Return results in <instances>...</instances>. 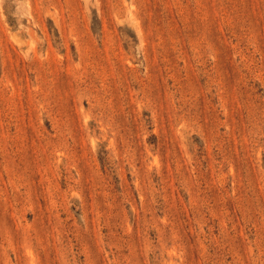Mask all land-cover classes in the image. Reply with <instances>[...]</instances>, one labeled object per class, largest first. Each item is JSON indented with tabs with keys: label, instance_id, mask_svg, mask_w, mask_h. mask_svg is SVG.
I'll return each instance as SVG.
<instances>
[{
	"label": "rangeland",
	"instance_id": "374dc122",
	"mask_svg": "<svg viewBox=\"0 0 264 264\" xmlns=\"http://www.w3.org/2000/svg\"><path fill=\"white\" fill-rule=\"evenodd\" d=\"M0 264H264V0H0Z\"/></svg>",
	"mask_w": 264,
	"mask_h": 264
}]
</instances>
